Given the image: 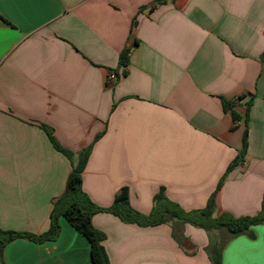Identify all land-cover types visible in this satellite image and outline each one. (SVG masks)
Segmentation results:
<instances>
[{
    "label": "crops",
    "instance_id": "0c3cea01",
    "mask_svg": "<svg viewBox=\"0 0 264 264\" xmlns=\"http://www.w3.org/2000/svg\"><path fill=\"white\" fill-rule=\"evenodd\" d=\"M44 128L75 163L90 148L82 191L99 208L127 187L130 206L149 216L163 188L186 211L216 192L215 218L258 216L264 0H0V229L39 236L50 227L72 162ZM246 130L244 162L221 183ZM59 223L55 241L8 243L5 264H93L88 239ZM92 224L110 264H212L215 240L222 264H264V223L236 236L110 212Z\"/></svg>",
    "mask_w": 264,
    "mask_h": 264
},
{
    "label": "trees",
    "instance_id": "16d2710c",
    "mask_svg": "<svg viewBox=\"0 0 264 264\" xmlns=\"http://www.w3.org/2000/svg\"><path fill=\"white\" fill-rule=\"evenodd\" d=\"M120 64L122 66L128 65V51H124L121 54ZM253 99V96H251L246 102V125L248 123L249 109L253 104ZM222 102L224 109L231 111L234 120H242L241 116L233 109L234 104L232 102H228L226 100H222ZM44 129L48 133L53 146L71 160L72 172L68 178L63 196L60 197L54 204V208L50 216V227L46 233L38 236L29 233H20L0 229V264H5L4 249L6 245L17 238H26L35 242L55 241L61 231L59 223L60 217L65 218L76 231L88 239L91 246V258L93 264H110L106 250L103 246L105 236L102 232L96 230L92 224V216L97 212H110L119 216L126 222L136 223L143 226L177 221L204 229L208 233L226 230L231 236L250 233V228L252 226L264 223V201L262 211L258 216L234 218L230 215L224 214L215 218L213 214L216 209V192L209 198L204 209L186 211L178 204L170 201L164 194V189L162 188L161 191L154 197V208L152 213L149 216H144L130 206L129 189L124 187L116 195L113 205L109 209L99 208L95 206L82 191V173L90 155V148L83 151L75 163L74 154L63 148L57 142L50 129ZM247 146L248 130L244 133L242 150L229 165L221 183L235 167L244 162ZM222 250L223 243L218 242L217 240L212 242L209 249L212 264H222Z\"/></svg>",
    "mask_w": 264,
    "mask_h": 264
},
{
    "label": "snow or ice",
    "instance_id": "6c2138e0",
    "mask_svg": "<svg viewBox=\"0 0 264 264\" xmlns=\"http://www.w3.org/2000/svg\"><path fill=\"white\" fill-rule=\"evenodd\" d=\"M262 232H264V229H262ZM261 252H262V255H264V240L261 241ZM236 264H239V262H236Z\"/></svg>",
    "mask_w": 264,
    "mask_h": 264
},
{
    "label": "built area",
    "instance_id": "2783aa9c",
    "mask_svg": "<svg viewBox=\"0 0 264 264\" xmlns=\"http://www.w3.org/2000/svg\"><path fill=\"white\" fill-rule=\"evenodd\" d=\"M115 79H116V75L115 74H110L109 80L110 81H114Z\"/></svg>",
    "mask_w": 264,
    "mask_h": 264
}]
</instances>
